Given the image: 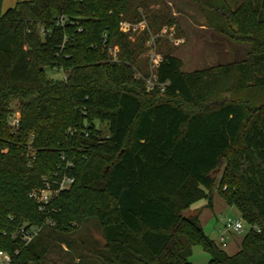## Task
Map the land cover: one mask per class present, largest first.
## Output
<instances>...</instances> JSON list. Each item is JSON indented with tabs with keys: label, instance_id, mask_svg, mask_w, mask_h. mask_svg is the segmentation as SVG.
Instances as JSON below:
<instances>
[{
	"label": "trees",
	"instance_id": "1",
	"mask_svg": "<svg viewBox=\"0 0 264 264\" xmlns=\"http://www.w3.org/2000/svg\"><path fill=\"white\" fill-rule=\"evenodd\" d=\"M4 1L0 252L13 264H44L54 236L95 219L104 239L95 264H192L194 247L209 264H264V0H196L220 17V33L250 52L191 73L166 54L156 69L163 93L147 90V34L135 44L122 30L132 0H17L3 12ZM179 102L205 110L189 113ZM96 123L107 124L106 136ZM64 175L74 185L54 201L56 212L40 213L29 194ZM214 192L250 227L235 255L206 236L199 214H187L200 200L212 207ZM47 215L55 227L29 244L16 237Z\"/></svg>",
	"mask_w": 264,
	"mask_h": 264
},
{
	"label": "rangeland",
	"instance_id": "2",
	"mask_svg": "<svg viewBox=\"0 0 264 264\" xmlns=\"http://www.w3.org/2000/svg\"><path fill=\"white\" fill-rule=\"evenodd\" d=\"M240 1L237 0V3ZM16 2L17 0H5L3 12L13 8ZM130 7L122 30L135 44L142 40L145 33L147 34L145 36L144 54L140 56L143 64L142 70L149 75L146 80L156 73L149 58V54L153 52L157 55L156 60L166 54L181 59L185 73L235 64L243 61L250 52L249 44L235 42L216 29L215 25L222 21L217 14L206 6L205 1L132 0ZM135 16L139 19L137 23H134L133 18ZM117 52L118 50L114 49L111 50L110 54L111 56L114 55L113 58H115ZM46 74L49 78L57 80L66 76V73L62 71L47 70ZM140 75V73L137 75L138 79L141 78ZM178 106L189 113L205 110V106L187 105L183 102H179ZM18 114V110L13 112L9 117L10 122ZM96 125L105 136L108 134L107 124L96 123ZM224 161L222 169L226 166ZM222 169L218 173L219 177L222 175ZM207 204V200H200L191 206L187 214L190 215L194 209ZM220 204L217 203L214 210L211 208H209L211 210H205L201 215L200 223L206 236L214 241L218 247H221L220 237H225L227 247L222 248V250L231 254L235 252L234 249H240L242 240L250 227L245 224L241 234L226 231L227 220L241 219V215L236 208ZM65 237L70 241L71 247L63 240ZM63 238L54 236V244L44 264H95V253L100 252L104 247L101 229L95 219L88 220L78 230L66 236L63 235ZM80 255H83L84 258H80ZM210 260V255L201 247L193 248V254L190 258L192 264H209Z\"/></svg>",
	"mask_w": 264,
	"mask_h": 264
},
{
	"label": "built area",
	"instance_id": "3",
	"mask_svg": "<svg viewBox=\"0 0 264 264\" xmlns=\"http://www.w3.org/2000/svg\"><path fill=\"white\" fill-rule=\"evenodd\" d=\"M60 25H64V20L61 18ZM44 34V32L42 31ZM156 54L153 52L149 54L150 62L153 63L155 70L159 67L162 58H158L156 60ZM152 65V64H151ZM152 65V66H153ZM149 79V78H148ZM145 80L147 83V90L149 92L153 91L156 87L159 88V90L163 93L165 91V85H157L156 83V73L151 75V78L149 81ZM21 116L18 114L16 118H14L11 122V128L17 129L19 127ZM61 159L65 161L66 155L63 153L61 155ZM67 168L73 167V163L70 161H67L66 164ZM75 183V177L71 176H57V178L53 181H49L48 179L44 178L43 179V187L40 189H35L29 194V198L35 201L38 204V210L42 214H49V213H54L56 212V208H54V201L59 197V195L66 191L69 190ZM245 222L244 219H228L226 224H225V230L228 232H234L236 234H241L244 230ZM56 222L53 218L49 217L47 215L45 221L41 225H33V226H22L16 234V237L21 239L25 244L31 243L37 236H39L43 230L46 227H55ZM254 230L256 232H260V230L256 227H254ZM226 238L221 236L220 237V249L226 248L227 247V242ZM0 264H13V259L12 256L0 252Z\"/></svg>",
	"mask_w": 264,
	"mask_h": 264
},
{
	"label": "crops",
	"instance_id": "4",
	"mask_svg": "<svg viewBox=\"0 0 264 264\" xmlns=\"http://www.w3.org/2000/svg\"><path fill=\"white\" fill-rule=\"evenodd\" d=\"M217 203H221L222 205H225L226 207L228 206L226 203H225V201L223 200V198L217 193V192H214L213 193V197H212V207H207V205H205V206H201V207H199V208H197V209H194V211H192V212H190L191 214H199V220H200V222H201V215H202V213L205 211V210H207V209H209V208H211V209H213L214 210V208L216 207V204ZM220 204V205H221ZM211 209H209V210H211ZM235 250V252H233V253H229L228 255H235L239 250L236 248V249H234ZM226 252V251H225Z\"/></svg>",
	"mask_w": 264,
	"mask_h": 264
}]
</instances>
